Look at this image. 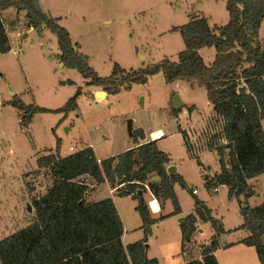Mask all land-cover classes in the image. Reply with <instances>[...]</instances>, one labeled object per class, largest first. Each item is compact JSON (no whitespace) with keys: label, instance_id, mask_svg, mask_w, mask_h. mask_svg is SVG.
Masks as SVG:
<instances>
[{"label":"trees","instance_id":"16d2710c","mask_svg":"<svg viewBox=\"0 0 264 264\" xmlns=\"http://www.w3.org/2000/svg\"><path fill=\"white\" fill-rule=\"evenodd\" d=\"M9 7L25 10L33 28L50 29L57 36L59 58L64 66L76 69L87 79V85L102 86L108 94L118 93L122 83H126L123 89L133 83L143 84L159 71L167 82L195 80L205 88L207 100L221 119L220 135L225 140L215 147L220 170L213 178H207L205 184L210 188L212 181L224 183L228 197L237 198L243 220L240 227L249 232L240 242L253 246L259 263L264 264V201L253 207L249 205L248 198L255 191L247 182L264 172L261 124L264 118V37L258 35L264 19V0H226L228 21L224 25L209 26L205 17H190L185 24L173 26L171 30L178 31L184 43L176 61L162 59L138 71H128L118 80L117 73L124 69L115 63L108 76L98 75L89 65L87 55L75 49L77 43L72 41L68 30L58 23L57 17L42 11L37 0H0V13ZM202 47L214 48V59L209 65L199 54ZM10 48L0 15V53ZM80 94V89H76L66 103L56 109L26 104L16 94L8 104L21 113L20 123L27 127L36 113L67 115L77 108ZM138 137L143 138L141 129L133 132L134 141L137 142ZM168 162L167 153L158 148L154 139L100 160L91 146L61 156L58 141L53 153L36 160L38 168L51 171L52 184L33 200L35 218L0 239V264H158L156 258L145 255L150 227L180 212L174 185L188 187L181 175L167 172ZM197 163L201 164L198 159ZM151 177L156 179L149 180ZM105 180L115 189L122 184L118 194L132 198H139L138 190L145 193L146 184L161 205L165 200L171 201L173 212L154 218L148 204L139 199L135 209L142 220L143 238L124 246L123 224L112 199L84 200L89 186ZM192 196L194 211L180 222L182 253H188L182 264H218L213 253L219 244L215 236L211 243L199 245V256L190 255L197 220L208 221L218 234L223 231L204 202L194 193Z\"/></svg>","mask_w":264,"mask_h":264},{"label":"rangeland","instance_id":"374dc122","mask_svg":"<svg viewBox=\"0 0 264 264\" xmlns=\"http://www.w3.org/2000/svg\"><path fill=\"white\" fill-rule=\"evenodd\" d=\"M39 2V8L46 12L50 10L53 17L61 16L58 23L68 30L74 41L81 44L82 50L79 44L75 49L89 57L88 63L98 75L108 76L115 63L124 69V72L117 73V80L128 71H138L162 59L176 61L179 51L184 49V43L180 33L171 30L173 26L183 25L190 17H197L199 13L209 16L211 22L217 25H224L228 21L226 0ZM13 10L21 11L15 7ZM1 19L13 50L10 51V48L8 52L0 53V146L7 140L11 151L0 162V238L26 226L35 218L33 200L43 195L52 184L51 171L48 168H38V157L53 153L58 141L63 148L80 144L79 148H83L91 143L98 154L122 152L133 144L128 120H132L133 131L142 128L149 132L156 127L168 131L172 126L173 110L181 109L180 104L178 108L172 105L175 93L185 99L186 105L195 103L204 117L199 118V124L191 132V137L186 133L183 143L177 136H171L168 143L160 142V146H170L176 160L183 156L181 146H189L188 150L194 156L196 153L192 146L208 149L203 156L205 163L211 167V171L219 168V156L215 147L224 144L225 140L220 135L222 125L219 119L211 111L206 112L205 91L202 97L196 93L192 97H186L181 90V82H167L163 72L159 71L143 84L133 83L129 88L123 89L126 83H122L120 91L109 97L99 96V93L95 95L93 90L104 91L103 87L87 85V79L76 69L64 66L59 58L57 36L50 29L33 28L25 10L19 15L15 11L5 12ZM30 27L34 29L33 32ZM260 32L264 33V19ZM78 88L81 94L77 98L76 109L67 115L38 113L29 129L22 128L19 120L21 113L8 104L16 93L21 95L26 104L56 109L63 106ZM261 124L264 131V118ZM191 139L197 144L191 145ZM140 142L137 138V144ZM182 164V174L189 183L187 188L178 186L176 190L183 211L187 214L191 212L190 183H194L199 192H206V189L196 161L185 159ZM155 179L151 177L149 180ZM252 186L264 198L261 193L264 190V174ZM96 188L95 185L89 186L84 194L85 202H92L106 194L104 190L99 195H94ZM146 190L145 193H148L147 188ZM152 196L144 201L147 203L148 200L155 199ZM114 198L124 217L131 220L129 225H137L136 219L142 224L140 214L135 209L139 198L119 194L114 195ZM256 199L255 193L251 200ZM149 210L152 209L149 207ZM228 218L230 223L236 220L232 214ZM174 223L178 228V221ZM175 231L179 238V230ZM172 233L171 231L170 234ZM130 239L132 235H128L125 240ZM194 248L193 246L190 250L192 257L198 256L200 250ZM252 254L256 258L255 253ZM179 255L181 257V253ZM220 261L222 264L227 262L222 257Z\"/></svg>","mask_w":264,"mask_h":264},{"label":"crops","instance_id":"0c3cea01","mask_svg":"<svg viewBox=\"0 0 264 264\" xmlns=\"http://www.w3.org/2000/svg\"><path fill=\"white\" fill-rule=\"evenodd\" d=\"M37 2H38V4L40 3L39 0H37ZM13 9H14V7H9L7 9H4L1 11L2 14L0 13V15H4L5 12L10 13L11 11H15V13L18 15L21 12H24V10L17 12V10H13ZM40 9L42 11L46 12L43 8L40 7ZM48 12H46V13L50 14V10H48ZM197 17H205L209 26L217 25L216 23H212L210 20V17L209 16L206 17L205 14L199 13V15ZM57 18L60 20L61 16H57ZM105 22L108 23V22H110V20H105ZM30 30H31V32L34 31V29L32 27H30ZM260 30H261V24H260V27L258 30V35H259V38H263L264 33L262 34L260 32ZM72 41H74V40L72 39ZM74 42L79 44L80 49L82 50L81 44L78 41H74ZM211 49L214 50L213 47H202L198 50L199 54L201 55L202 59L204 60L205 64H207V65L211 64L213 62V59H214L215 51L212 52ZM12 50L13 49L11 48L10 51H12ZM88 60H89V57H88ZM173 82H181L182 83V84H180V87H181V90L185 94L186 97H192L191 95L192 94L194 95V93H196L202 97L204 95V91L206 94L205 88L203 86L199 85V83L195 80L194 81H187V80L178 79V80L173 81ZM93 91H94L95 95H96V93L101 92L100 90H96V91L93 90ZM14 94H16V93H14ZM175 94L178 95V98L180 100L181 109L177 110L176 113H174V112L172 113V116H171L172 126H170L168 128V131H166L165 128L163 129L161 127H156L154 129H151V130H149V132H146L142 128H139L143 132V139H141V137H138V140H140L142 143L147 141V140H151V139H153L150 136L151 132L153 130L160 129L163 132L162 136H160L159 138H156L154 140H156V144H157L158 148L160 150L164 151L165 153H167V155H168L169 162L166 165V169L168 166L173 165L175 167V173L182 176L186 185H188L189 182L187 181V179L182 174L183 173L182 161L185 159L194 160V161H196V163H197V159L200 161L201 164L199 165L197 163V166L201 170L200 175H202V177H203V184H204V187L206 189L205 190L206 192H199L198 189L194 186V183H190V185L192 187L191 193H192V189L195 188L196 192L194 193V195L197 196L200 200H202L204 202V204L210 209L212 217L214 219H216L218 225L222 228L223 231L218 234L208 221L205 222V221L197 220L195 223L196 231H195V235L193 238V240H194L193 246L199 250V245H197V244H200V245L209 244L212 242L213 236H215L217 238L219 244L213 253L217 259L218 264H222L220 261L221 257L223 259L227 260V262L225 264H260L254 247L245 245V244L240 242V240L242 238L246 237L249 234V232L245 228L240 227L243 220H242V217H241L240 212H239L240 206L238 204L237 198L228 197L227 186L226 187H220L216 191H214L211 188V186H210V188H207V186L205 184L207 178L208 179L213 178L220 170L218 168L216 170L211 171L210 170L211 167L205 163L203 156H204V154L207 153L208 149H200V148L195 147V148H193L195 150L194 152L196 153L194 156V155L190 154V151L188 150L189 146L187 147L183 144L184 146H181V148L183 149V154H182L183 156L181 159L176 160L174 157L173 151L170 149L171 148L170 146H160V144H159L160 142H163V141L164 142L166 141V143H168L167 141L171 136H177L180 139L181 143H183L184 138L186 137V133L191 134V132H193V129L196 127L197 124H199L198 123L199 118L202 116L200 114L201 111L198 109V107L196 106L195 103L190 102L189 105H186L185 99L180 97V94H178V93H175ZM16 95L19 98H21V95H18V94H16ZM106 95L109 97V95H112V94H108L106 92ZM105 100H106V98H105ZM183 103L185 105H183ZM206 109H207L206 110L207 113H209L211 111L212 114L216 115V113L214 112V110L212 108L211 103L208 100H207ZM37 114L38 113L33 115L31 123H33L35 116ZM202 117H204V114ZM216 117L221 122V119L217 115H216ZM19 120H20V118H19ZM30 124L27 127H22V128L29 129L28 127L30 126ZM133 132H134L133 127L131 124L130 135L132 136V138H133ZM5 142L6 143H3V146H0V162L2 159L5 158V156L8 155V153H11V151L9 150L10 145H9L8 141L6 140ZM80 145H74V146L70 145L66 148H63L61 143H60L59 154L61 156L69 155V154L75 152L76 150L81 149V148H79ZM87 145L92 147L94 154L98 160L105 158V157H108V156H111V155L119 152V151H116V152H113L110 154L109 153L98 154L96 151V148L91 143H87ZM136 145H137V142L134 141V139H133V144L131 146L134 147ZM75 146H77L78 148H74ZM126 148H129V147H126ZM126 148H125V150H126ZM201 156H202V158H201ZM263 174H264V172L261 173L260 175L249 178V179H247V182L250 185H252L253 183L258 182V180L260 179L261 176H263ZM178 186L181 187L177 183L174 185V191L176 193V196H177V199H178V202L180 205V212L177 214L165 217L163 219H160V220L156 221L155 223H153L150 227V234H148L147 241L145 242V244H146V249H145L146 257L147 258H156L158 261V264H182L188 258V255H187L188 253H182V248H181L182 238H181V230H180V221L178 220V218L179 217L184 218L187 214L192 213L194 211V200H193V196H192V198H191L192 200H191V204H190L191 212L185 214L183 211L181 201L179 199V194L176 190ZM95 187H97V188H96V190L93 191L94 195H96V194L99 195L100 193L104 192V190L106 191V194L100 196L96 200H92V202L98 201V200H101V199H104L107 197L111 198L112 201L114 202V205L117 209V212H118L120 219L122 221V224H123V234L121 236L122 244L124 246H126L127 244L136 241V239L137 240L142 239L143 238V231L141 229L142 224H139V220L136 219L137 225H129L131 220H129L128 217H124L122 211L120 210V208L117 204L116 198H114V195H118V192H119L118 189L122 190L123 185L122 184L117 185L118 188L115 189L114 187H112L108 183L107 180H105L104 182H102L100 184H95ZM253 189H254V187H253ZM255 193H256V196L258 199L252 201L251 198L253 195L248 198V203L252 207L256 206V205H258L264 201V198L260 197V192H258V190H256ZM261 193L264 195V190H262ZM150 195L152 196L151 192H148V193L142 192L143 199H145V200L150 198ZM127 196L130 197L131 195H127ZM152 198H154V197L152 196ZM240 198H241V196H240ZM155 200L158 202L159 209L157 211L154 209L151 210L152 211L151 214L154 218H157L160 215H167V214H170L171 212H173V206H172V203L170 200H165L162 203V205L159 203V201L157 199H155ZM229 214L234 215V217L236 218V220L233 223H230V220L228 218ZM174 221H178V224H177L178 228H176V226L173 225V224H175ZM177 229L179 230L178 231L179 238H178L177 232L175 231ZM171 231L173 232L172 234H170ZM128 235L129 236L132 235V239H130L129 241H126L125 239ZM135 235H136V237H135ZM3 237H1V238H3ZM251 251H253L255 253L254 255H256V258L255 257L253 258V254H252L253 252H251ZM180 253H181V257L179 255ZM190 255H192V254L190 253ZM234 257H237L236 259H240V261L238 262L236 259L233 260L232 258H234ZM255 259H257V260H255Z\"/></svg>","mask_w":264,"mask_h":264},{"label":"water","instance_id":"95a60500","mask_svg":"<svg viewBox=\"0 0 264 264\" xmlns=\"http://www.w3.org/2000/svg\"><path fill=\"white\" fill-rule=\"evenodd\" d=\"M100 93H104L106 95V92L104 91H101ZM179 104H180V100L178 98V95L175 94L172 100V105L174 108H178ZM131 124H132V120H128V128L130 130V133H131ZM166 170L169 174L175 173V167L173 165L168 166ZM137 194L139 196V199L141 201H144L142 196V190H138ZM178 220L181 222L183 220V217H179Z\"/></svg>","mask_w":264,"mask_h":264},{"label":"built area","instance_id":"2783aa9c","mask_svg":"<svg viewBox=\"0 0 264 264\" xmlns=\"http://www.w3.org/2000/svg\"><path fill=\"white\" fill-rule=\"evenodd\" d=\"M189 136H190V134H189ZM191 137V136H190ZM189 142L191 143V145H196L197 143L194 141V140H189ZM193 148H195L196 146H192ZM145 187L148 189V186L145 184ZM220 187H226V185L224 184V183H219V182H216V181H212V185H211V188L214 190V191H216L218 188H220ZM148 191H149V189H148ZM150 192V191H149ZM196 192V189L195 188H193L192 189V193H195ZM148 205H149V207L151 208V201L150 200H148Z\"/></svg>","mask_w":264,"mask_h":264},{"label":"bare ground","instance_id":"6f19581e","mask_svg":"<svg viewBox=\"0 0 264 264\" xmlns=\"http://www.w3.org/2000/svg\"><path fill=\"white\" fill-rule=\"evenodd\" d=\"M99 94H100L99 96L105 95L104 93H100V92H99ZM162 134H163V132L160 129H156V130H153L151 132V137L153 139H156V138H159L160 136H162ZM151 209H154L156 211L159 209L158 202L155 199L151 200Z\"/></svg>","mask_w":264,"mask_h":264}]
</instances>
